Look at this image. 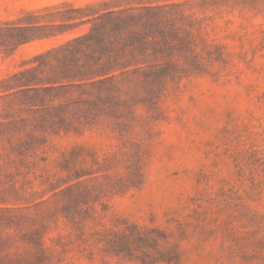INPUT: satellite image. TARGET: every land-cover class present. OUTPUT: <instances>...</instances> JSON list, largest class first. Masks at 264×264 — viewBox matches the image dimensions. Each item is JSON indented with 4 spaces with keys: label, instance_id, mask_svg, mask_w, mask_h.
<instances>
[{
    "label": "rangeland",
    "instance_id": "374dc122",
    "mask_svg": "<svg viewBox=\"0 0 264 264\" xmlns=\"http://www.w3.org/2000/svg\"><path fill=\"white\" fill-rule=\"evenodd\" d=\"M105 2L174 5L203 66L65 88L41 119L4 79L87 30L58 11ZM19 20L55 33L0 32V264H264V0H0Z\"/></svg>",
    "mask_w": 264,
    "mask_h": 264
},
{
    "label": "trees",
    "instance_id": "16d2710c",
    "mask_svg": "<svg viewBox=\"0 0 264 264\" xmlns=\"http://www.w3.org/2000/svg\"><path fill=\"white\" fill-rule=\"evenodd\" d=\"M104 5L97 9L88 6L58 11L73 24L89 23L87 30L35 54V65L4 79L7 88L14 90L23 102L45 105L41 119L65 117L63 104L51 105L56 97L54 92L65 88L112 86L113 79L125 74L136 75L138 82L166 84L178 82L203 66L202 57L189 47L193 22L174 5ZM29 12L30 15L34 11ZM20 22H5L0 27L3 41L14 48L55 33L50 30L54 25L48 27L37 20L23 25ZM109 96L112 98V93ZM99 100L97 93L85 102L95 105ZM82 105L78 106L80 110Z\"/></svg>",
    "mask_w": 264,
    "mask_h": 264
}]
</instances>
